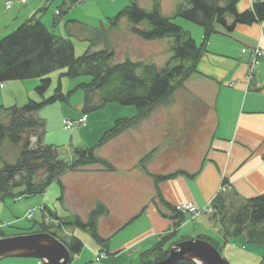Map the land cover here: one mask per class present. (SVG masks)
<instances>
[{"label": "crops", "instance_id": "1", "mask_svg": "<svg viewBox=\"0 0 264 264\" xmlns=\"http://www.w3.org/2000/svg\"><path fill=\"white\" fill-rule=\"evenodd\" d=\"M8 1L13 2L10 8L6 5ZM255 1L258 0H239L238 9H249ZM165 6L169 5L161 2L162 12ZM48 7V0H0V36L15 30L34 15L40 17L48 27V20L45 19ZM41 9L44 10L40 12ZM57 14L58 10L52 26L59 27L51 31L71 39L73 32L70 31L76 30L75 25L80 23L79 20H64L59 16L58 21ZM62 25L67 32L61 28ZM180 25L198 43L202 42V27L197 29L182 23ZM120 26L110 25L107 29L110 31ZM57 28H61L59 33H56ZM126 32L125 43L129 48H137L139 53L135 54L136 59L127 54H124L125 58L142 61L157 59L163 63L157 40L138 37L129 25ZM81 39L89 40L87 36ZM258 47L264 50V22L239 24L233 31L217 25L207 41V51L199 61L198 73L136 126L97 150L100 156L116 166V170L104 171L92 166L74 172L75 176L66 187L75 188L82 195L86 192L92 202H88L83 215H67L64 218L72 220L79 216L86 221L95 205L103 202L109 213L99 218L98 230L108 242L105 247L100 244L98 247L105 257L120 259L125 256L126 261H122V264H136L134 259L137 264H142L141 254L173 231L171 242L206 236L222 245L224 230L218 217L210 214L192 217L185 213L180 226L175 227L176 220L171 208L187 204L203 208L213 202L225 182L232 187L225 194L229 207L237 208L244 200L264 194V58L253 65L250 53L252 48ZM109 48L114 49L113 46ZM244 49L247 51L243 52ZM123 51V47H116V53ZM156 65L163 66L158 62ZM28 83L31 87L37 85V81ZM230 83L234 84L233 87ZM135 114L136 109H129L123 116ZM113 122L111 120L109 126L100 128L98 140ZM42 141L44 143V138ZM150 153L152 156L144 168L140 161ZM153 175L167 177L156 181ZM46 196L43 206L49 207ZM9 198L0 200V213L5 215V222L0 220V225L17 222L16 215L20 209L16 207L17 201L25 197L12 198L15 203L11 208L6 201ZM32 208H21V213L27 216ZM0 230L6 236L21 233L6 234L3 227ZM82 254L74 257L79 259ZM42 263L29 257L0 259V264Z\"/></svg>", "mask_w": 264, "mask_h": 264}, {"label": "trees", "instance_id": "2", "mask_svg": "<svg viewBox=\"0 0 264 264\" xmlns=\"http://www.w3.org/2000/svg\"><path fill=\"white\" fill-rule=\"evenodd\" d=\"M129 1L128 5L111 18V26L117 27L126 19L131 24L133 34L144 40L170 38L173 55L165 65L158 66L129 57L114 62L116 52L113 48L95 52L86 50L77 55L71 39L55 34L36 15L11 33L0 36V83L38 79L35 89L41 96V100L30 99L22 106L0 105V109L7 112L6 120L0 119V200L44 194L54 182H58L64 192L65 185L61 177L67 172L83 171L92 166H98L104 171H115L116 166L100 156L97 150L125 130L136 126L155 107L168 100L191 76L198 73L199 61L207 51V41L216 31V26L221 25L227 31H233L239 24L264 22V0L255 1L244 11L238 9L239 0H180L175 5L172 17L163 14L159 0H155L151 8L141 6L138 0ZM76 2L77 0H69L67 3L64 0L58 8L57 19ZM177 17L202 27V42L198 43L188 30L173 21ZM56 70H63L61 74L71 79H90L80 82L68 92H63L59 82L55 93L46 97L45 94L52 84L50 74ZM77 89H82L85 94L82 106L84 116L111 103L134 106L136 114L115 119L113 125L101 135L95 145L76 148L72 157H63L55 145L43 143L45 123L35 114L48 104L67 102ZM32 134L37 135L36 146L32 145ZM6 140L21 148L15 162H7L2 157ZM151 156L152 153L143 157L140 165L145 168ZM153 176L156 181L167 177ZM225 194L226 192L218 193L211 203L215 209L213 215L218 217L222 224L224 242L245 234L249 244L264 245V194L244 200L237 208L227 205ZM43 208L47 214L42 210L43 221L38 232L51 233L58 237L69 248L72 256L83 250L84 242L75 235L66 240L54 228L76 225L90 231L102 247L107 245L108 239L103 238L98 230L99 218L109 213L103 202L95 205L86 221L79 216L67 220L57 216L48 206ZM32 209L36 210L35 207ZM171 210L176 220L175 227H179L185 213L178 208ZM47 216L53 217L58 224L48 223ZM28 233L34 232L28 230L20 234ZM173 233L174 231L163 236L151 249L144 251L141 254L142 264H152L167 258L169 249L175 244L171 242ZM5 236L0 230V238ZM199 238L221 248L220 243L214 239L206 236ZM178 264L196 263L183 260Z\"/></svg>", "mask_w": 264, "mask_h": 264}, {"label": "rangeland", "instance_id": "3", "mask_svg": "<svg viewBox=\"0 0 264 264\" xmlns=\"http://www.w3.org/2000/svg\"><path fill=\"white\" fill-rule=\"evenodd\" d=\"M65 1L68 3L69 0ZM154 1L155 0H139L138 2L145 8H151ZM159 1L169 5L168 7H164V14L173 16L175 10L174 4L180 0ZM63 2L64 0H53L52 2H49V7L45 11V19L48 20L49 25L47 28L50 30H54V28L59 27L58 25L52 26V23L54 22V14L63 4ZM129 3V0H78L76 4L72 5V8H70L66 13L62 14L59 19H78L80 22L76 25L74 22L71 23L76 26V30L71 29L70 31L73 32L70 38L75 44L76 54L81 55L86 50L95 52L113 46L115 50L116 47L124 48L123 52L116 53L114 62L123 61L125 59L124 54L133 55V58L136 59L135 54L139 53L138 49H133L134 46L129 48L124 40V37L128 33L126 32L128 25L131 26V24L126 19H124L123 24H120V28H113L110 31L107 29V27L111 25L110 19L114 18L118 12ZM173 21L176 23L179 21L183 25L185 24L196 27L197 29H202L200 26L180 17L175 18ZM61 28L65 29V32H67L63 25ZM61 28H57L58 31H56V33H59V29ZM83 36H87L89 40L85 41L84 39H81ZM156 42L157 47L162 52L160 58H164L163 63H160L161 61L157 59H148L146 61L150 63L155 62L156 64L158 62L161 65H165L171 60L173 55L170 49L171 39H158ZM62 72L63 70H56L50 74L52 84L45 94L46 97H49L55 93L59 82L62 84L63 92H68L69 90L74 89L80 82H85L90 79L89 77H78L71 79L62 75ZM31 81H37L38 83V79L6 81L4 82V87L3 83H1L0 105L5 107H10L12 105L22 106L30 99L41 100V96L35 89L36 85H32L31 87L30 83H28ZM29 92L32 94H29ZM84 95L85 94L82 89H77L73 92V94H71L67 102L57 101L55 103L48 104L35 114L45 123V132L42 136V138L45 140L44 143L46 145H55L63 157H72L76 148L93 146L99 138L98 136L101 130L100 128L109 126L111 120L114 121L117 118L125 117L123 115L127 114L129 109H135L134 106H122L117 103H111L103 109L88 113L87 122L79 125L78 120L84 116L82 111ZM6 116L7 112L0 109V119L5 121ZM67 119L70 121H67ZM37 134L40 135L39 132ZM31 136L32 145L36 146L38 141L36 137L37 135L32 134ZM20 153L21 148L19 146L13 145L8 140L5 141L2 149V157L5 161L11 163L15 162ZM74 176V172H67L62 175L61 181L65 185L66 189L64 193L62 192L58 182H54L45 192L46 195H48L49 201L47 204L49 205V208H51L53 211H56L62 218L66 217L67 215L72 217H74L75 214L83 215L88 207V202H92V199L87 195L86 192L83 193L84 195H82L77 192L75 188L72 189L66 187L67 184L70 185ZM45 193L25 197L19 202L17 201L16 207H20L19 214L16 215L17 222L13 224L3 223L1 224L3 226L0 225V228L3 227V230L6 232V234L24 232L28 230L32 232H38L41 229V221H43V201L47 198ZM6 201L8 204H10V208L15 203L14 199L12 198L7 199ZM31 201L33 204H30ZM33 206H35L36 212L31 217L21 213V208L27 209L32 208ZM1 213L0 220L5 222V215L3 212ZM54 229L57 230L58 233L62 234L65 239H69L73 234L76 236L80 235L83 238L85 244L83 250L80 252L83 253L82 257L77 259L75 256L72 259V264H122V261H126L125 256L120 259H116L114 258L115 256L107 255L105 258L97 260L95 256L100 255L101 253L99 252L97 241L88 230H84L76 225H67L63 228ZM220 247L221 248H218L219 251L221 252L222 256L230 262V264H262L264 261V245L249 244L245 234L225 241L222 243V245H220ZM134 263L137 264L136 259H134ZM195 263L199 264L197 262Z\"/></svg>", "mask_w": 264, "mask_h": 264}, {"label": "water", "instance_id": "4", "mask_svg": "<svg viewBox=\"0 0 264 264\" xmlns=\"http://www.w3.org/2000/svg\"><path fill=\"white\" fill-rule=\"evenodd\" d=\"M8 257L36 258L43 264L72 262V254L66 244L55 235L45 232L1 237L0 259ZM183 260L202 264H230L214 244L202 238L176 243L169 250L167 258L152 264H178Z\"/></svg>", "mask_w": 264, "mask_h": 264}, {"label": "built area", "instance_id": "5", "mask_svg": "<svg viewBox=\"0 0 264 264\" xmlns=\"http://www.w3.org/2000/svg\"><path fill=\"white\" fill-rule=\"evenodd\" d=\"M22 1H23V0H22ZM12 3H13L12 1H8V2H6L7 7L10 8L11 5H12ZM246 51H247L246 49L243 50V52H246ZM250 53H251V63H252L253 65L256 64V63L258 62V60L264 58V50L261 49V48H259V47H258V48H252V49L250 50ZM1 85H2V84L0 83V86H1ZM229 85H230L231 87H233L234 84H233V83H230ZM67 121H70V120L67 119ZM71 122H72V121H71ZM85 122H87V116H83V117L80 118V120H78V124H79V125H82V124H84ZM72 123H73V122H72ZM73 124H74V123H73ZM231 188H232L231 185L228 184V183L222 184L221 187H220V189H219V191H218V193H224V192H227V191H229ZM178 209L181 210L183 213L191 214L192 217H196V216H198V215H200V214H214V212H215V209H214V207H212L211 204H209V205H207V206H205V207H203V208H199V207H197L196 205H193V204H187V205L179 206ZM42 210L44 211V213L47 214L46 210H44L43 207H42ZM35 212H36V210H35V209H32V210L29 212V214H28L27 216H30V217H31L32 215L35 214ZM46 221H47L48 223H52V222H54V224H58V221L55 220L53 217H50V216H47ZM104 257H105V254L102 253V254H100V255H97V256H96V259H97V260H101V259L104 258Z\"/></svg>", "mask_w": 264, "mask_h": 264}, {"label": "bare ground", "instance_id": "6", "mask_svg": "<svg viewBox=\"0 0 264 264\" xmlns=\"http://www.w3.org/2000/svg\"><path fill=\"white\" fill-rule=\"evenodd\" d=\"M199 264H202L201 262Z\"/></svg>", "mask_w": 264, "mask_h": 264}]
</instances>
